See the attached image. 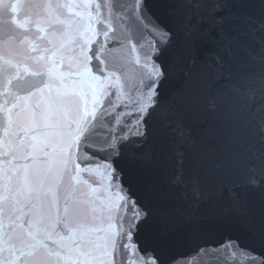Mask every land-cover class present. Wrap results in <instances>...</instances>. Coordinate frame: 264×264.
<instances>
[{"label": "water", "instance_id": "water-1", "mask_svg": "<svg viewBox=\"0 0 264 264\" xmlns=\"http://www.w3.org/2000/svg\"><path fill=\"white\" fill-rule=\"evenodd\" d=\"M0 264H264V0H0Z\"/></svg>", "mask_w": 264, "mask_h": 264}]
</instances>
